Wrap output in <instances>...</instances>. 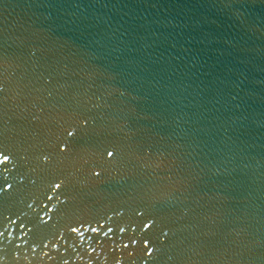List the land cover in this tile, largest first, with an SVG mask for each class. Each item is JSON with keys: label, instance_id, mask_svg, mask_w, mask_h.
<instances>
[{"label": "water", "instance_id": "95a60500", "mask_svg": "<svg viewBox=\"0 0 264 264\" xmlns=\"http://www.w3.org/2000/svg\"><path fill=\"white\" fill-rule=\"evenodd\" d=\"M0 152V264H264V0H0Z\"/></svg>", "mask_w": 264, "mask_h": 264}, {"label": "snow or ice", "instance_id": "6c2138e0", "mask_svg": "<svg viewBox=\"0 0 264 264\" xmlns=\"http://www.w3.org/2000/svg\"><path fill=\"white\" fill-rule=\"evenodd\" d=\"M69 135H72L71 132L68 133ZM108 156H111L112 153L111 152H108L107 153ZM9 164V156L8 154L4 153V152H0V167H7V165ZM98 174V173H97ZM11 187V185H8V184H4L2 186H0V191H7V189ZM52 187V191H55L56 189H59L60 188V185L59 184H54L51 186ZM47 196V201L48 202H51L53 200V196L52 195H48L46 194ZM60 203H63L62 201H60ZM28 207H32L31 204L28 205ZM56 214V212L54 211V207L53 206H48V204H42L41 206V210H40V213L37 214V219L39 220V222L41 224H47L48 223V220H51L53 218V216ZM139 215V213H137ZM45 217H47V219H45ZM83 226V224H81V227ZM21 228L24 227L23 224L20 225ZM90 227V226H89ZM144 227H148L147 224L144 225ZM100 228L102 229L103 228V225L101 224L100 225ZM85 231L88 230V227H85L84 229ZM68 231L71 232V233H76V235L81 239L83 240L84 238V233L80 230V227L78 226H74L72 224H69L68 225ZM91 231L92 232H97V228L96 227H91ZM112 229L111 228H108L107 229V232H111ZM120 231L123 232L124 231V228H120ZM103 235H106L107 233H102ZM0 237H4V233L3 232H0ZM63 234H59L56 236V240H61L63 239ZM135 241H133L134 243ZM145 244H147V242L145 241ZM19 244L16 245V248H19ZM52 247L53 248H56V244L55 243H52ZM69 247H71V244L69 245ZM124 247H127V245H125ZM43 248H48V243H44L43 244ZM75 251V249H73ZM33 252H35V248L32 249ZM150 249H147V252L150 253ZM44 255H47V253L45 252ZM3 260V257H0V261ZM63 264H68V261L65 259L63 261Z\"/></svg>", "mask_w": 264, "mask_h": 264}]
</instances>
